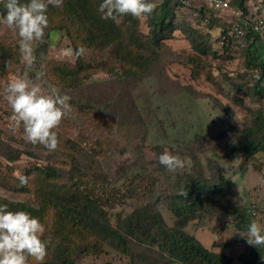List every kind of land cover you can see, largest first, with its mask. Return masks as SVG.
Here are the masks:
<instances>
[{
  "label": "trees",
  "instance_id": "obj_1",
  "mask_svg": "<svg viewBox=\"0 0 264 264\" xmlns=\"http://www.w3.org/2000/svg\"><path fill=\"white\" fill-rule=\"evenodd\" d=\"M246 1L232 0L244 12H247ZM6 2L0 0V15L6 14ZM100 3L102 0H64L60 8L50 5L49 28L46 30H64L74 49L80 46L86 49L85 55L75 62L54 60L47 63L48 80L62 88L77 90L85 85L94 70L104 69L111 75L110 81L93 87L84 103L75 101L80 111L85 107L96 113L92 115L93 120H104L103 126H106L108 122L128 120L127 116L138 113L133 86L150 74H156L164 87L166 75L159 69L170 52L166 40L172 38L177 29L182 30L196 52L189 54L183 60L184 64L191 68L195 77L204 71L207 78L215 82L211 68L202 56H218V51L209 33H202L190 21L181 23L177 20L176 7L184 5L182 0L156 3V10L147 17V32L140 27L141 19L131 16L122 17L119 25L102 19L98 11ZM212 10L218 11L203 6L197 14L193 12V18L213 28L217 17ZM228 33V27L223 28L218 37L227 50L230 48V42L226 44ZM243 39L246 68L252 80L247 84H252L256 97L264 99V56L259 52L264 34L249 31ZM90 50L105 52L106 57L93 65L86 56ZM19 60L20 52L15 43L0 38V79L14 70ZM237 99L243 102L241 98ZM122 104L126 116L119 117L117 108L121 109ZM249 112V124L233 129L235 144L232 151L237 157L254 160L258 153H264V109H249ZM105 115L110 118H102ZM63 123L66 125L64 119ZM56 132L59 146L54 152L66 154L70 163L57 160L46 165H32L23 174L29 177L27 186L23 187L16 176L0 167V187L27 196L25 199L0 196V205L6 204L13 211H27L46 226L43 239L48 242V254L43 264H78L82 254H100L107 249L119 251L139 264H233L232 255L207 248L186 230L192 220L222 210L234 216L237 229L247 232L253 221L252 212L233 203L235 183L231 179L222 174L208 177L199 169L188 176L182 191L165 194L163 200L175 215L173 225L168 224L159 208L162 198L156 195V176L142 174L139 175L141 178L138 175L128 178L123 195L137 198L140 204L129 211H111L119 192L108 187V177L101 163L106 156L104 151L94 149L90 152V148L83 146L84 140H91L84 130L71 137L60 125ZM200 136L197 140L203 142L205 136ZM181 192L185 195H180ZM245 236H236V240H245ZM221 244L230 246V243ZM238 258L244 264H264V246L248 244ZM29 264H34L31 258Z\"/></svg>",
  "mask_w": 264,
  "mask_h": 264
},
{
  "label": "rangeland",
  "instance_id": "obj_2",
  "mask_svg": "<svg viewBox=\"0 0 264 264\" xmlns=\"http://www.w3.org/2000/svg\"><path fill=\"white\" fill-rule=\"evenodd\" d=\"M160 1L153 0L155 3ZM203 6H207V0H190L185 5H178L176 14L181 23L190 21L202 33L210 34L218 56H202V60L211 68L215 82L209 80L204 71L199 77H195L191 68L184 64L183 60L196 52L182 30L177 29L173 37L166 40L170 52L159 69L162 72L164 70L166 75L164 87L156 74L144 77L133 86L138 113L127 116L128 120L116 119L103 126L104 120H93L92 115L96 114H93L94 111H88L84 107V112L78 107L77 103H84L94 86L111 80V75L106 70H94L85 85L77 90L62 88L48 80L45 73L47 63L54 60L73 62L59 54L63 48H73L64 30L46 31L44 41L34 46L37 61L35 69L29 71V76L34 78L36 71H42L45 88L54 86L62 94L69 95L72 110L64 119L66 125L63 121L61 123L64 131L75 137L84 130L91 140H84L83 146L90 148V152L94 149L104 151L106 156L101 159V163L102 170L108 177V187L119 192L111 211H129L140 204L137 198L130 199L123 195L128 178L142 174L156 176V195L162 198L159 208L168 224L173 225L175 215L163 197L170 191H182L188 176L200 169L208 177L222 174L226 179H231L235 183L233 203L252 212V219L264 229V153H258L254 160H249L237 157L232 151L235 144L233 129L248 125L251 117L249 109H264V99L256 97L252 84H247V81L252 80L251 73L246 68L244 39L228 33L229 40L226 44L230 42V48L227 50L218 38L223 28L228 27V11L212 10L217 17V23L212 28L193 18V12ZM140 27L144 32L149 30L147 18L141 19ZM0 38L13 41L19 49L18 36L2 23ZM259 52L264 56V39L260 42ZM86 56L93 65L106 57L105 52L98 50H90ZM25 71L20 58L15 69L0 79V167L16 177L17 174H24L34 164L71 161L61 152H49L43 147L26 144L22 128L12 130L11 109L4 99L3 90L9 80ZM191 86L193 88H189ZM237 98H241L243 102ZM123 104L121 109L117 108L120 110L119 117L126 116ZM106 115L102 118H110ZM198 136H205L202 138L204 141L197 140ZM164 151L180 156L184 167L176 172H169L160 165L159 155ZM0 196L27 198L2 187ZM204 217L192 220L186 230L207 248L232 255L233 264H244L238 256L245 251L248 243L246 239L236 240V236L247 235V232L236 228L234 216L218 210ZM221 243H230V246H222ZM104 261L112 264H139L113 249L104 250L100 254L84 253L78 259V264Z\"/></svg>",
  "mask_w": 264,
  "mask_h": 264
},
{
  "label": "clouds",
  "instance_id": "obj_3",
  "mask_svg": "<svg viewBox=\"0 0 264 264\" xmlns=\"http://www.w3.org/2000/svg\"><path fill=\"white\" fill-rule=\"evenodd\" d=\"M63 2L64 0H7L4 5L6 14L0 15V23L19 38L21 63L26 69L23 74L9 80L3 90L4 99L11 109L12 130L22 128L26 142L42 145L49 152H54L59 146L56 129L72 110L71 97L62 94L57 87L45 88L42 71H36L34 78L29 76V71L35 69L37 61L34 46L44 41L49 28V6L60 8ZM156 8L157 4L153 0H102L98 11L102 19L119 25L122 17L144 19L153 14ZM85 53V47L80 46L78 49L63 48L59 54L62 58L75 62ZM159 164L169 172H176L184 167L180 156L168 151L159 155ZM17 179L20 186H27L28 176L17 174ZM180 195L185 193L181 192ZM45 231L46 226L38 217L24 210H10L6 204L0 205V264H29L30 258L34 264H43L48 254V242L43 239ZM245 237L249 245L264 246V229L256 220L249 224Z\"/></svg>",
  "mask_w": 264,
  "mask_h": 264
},
{
  "label": "built area",
  "instance_id": "obj_4",
  "mask_svg": "<svg viewBox=\"0 0 264 264\" xmlns=\"http://www.w3.org/2000/svg\"><path fill=\"white\" fill-rule=\"evenodd\" d=\"M190 0H182L185 5ZM247 12L231 0H207V6L218 11H228L229 33L237 37L249 31L264 34V0H247ZM196 13V12H195ZM197 14V13H196Z\"/></svg>",
  "mask_w": 264,
  "mask_h": 264
}]
</instances>
